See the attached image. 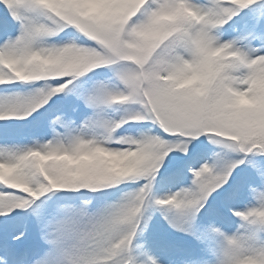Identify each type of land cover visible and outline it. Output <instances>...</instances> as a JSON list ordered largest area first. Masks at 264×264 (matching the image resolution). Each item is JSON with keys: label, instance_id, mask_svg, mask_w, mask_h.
Listing matches in <instances>:
<instances>
[{"label": "snow or ice", "instance_id": "obj_1", "mask_svg": "<svg viewBox=\"0 0 264 264\" xmlns=\"http://www.w3.org/2000/svg\"><path fill=\"white\" fill-rule=\"evenodd\" d=\"M0 264H264V0H0Z\"/></svg>", "mask_w": 264, "mask_h": 264}]
</instances>
